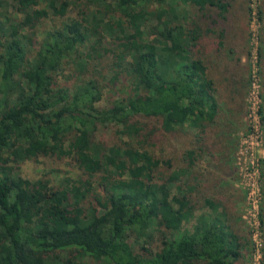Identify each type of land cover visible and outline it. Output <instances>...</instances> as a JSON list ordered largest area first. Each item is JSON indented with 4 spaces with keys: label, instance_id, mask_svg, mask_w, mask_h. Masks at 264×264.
I'll return each mask as SVG.
<instances>
[{
    "label": "trees",
    "instance_id": "trees-1",
    "mask_svg": "<svg viewBox=\"0 0 264 264\" xmlns=\"http://www.w3.org/2000/svg\"><path fill=\"white\" fill-rule=\"evenodd\" d=\"M230 7L0 0V264H226L235 234L224 193L209 191L201 173L216 89L194 50L200 13L224 16ZM50 19L60 24L42 31ZM70 64L74 83L61 86ZM151 121L165 132L187 127L191 145L161 158ZM112 124L122 127L120 143L107 147L95 135ZM66 157L76 177L21 176L26 162ZM208 208L222 210L211 219L201 214Z\"/></svg>",
    "mask_w": 264,
    "mask_h": 264
},
{
    "label": "crops",
    "instance_id": "crops-1",
    "mask_svg": "<svg viewBox=\"0 0 264 264\" xmlns=\"http://www.w3.org/2000/svg\"><path fill=\"white\" fill-rule=\"evenodd\" d=\"M194 16L190 18L191 21L196 19ZM248 18L246 2L242 9L238 0H231V7L224 16H220L214 9L202 11L199 16L202 37L198 48L194 50L199 52L207 76L214 81L216 89L218 114L216 124L210 125L207 134L202 135V146L206 138L207 149L206 153L202 152L201 173L206 175L203 185H207V189L213 186L209 191H217L219 198L224 193L222 197L228 212V225L235 234L229 239L226 264H250L252 257L251 241L242 218L245 198L234 179V156L239 134L247 128V95L250 85ZM210 111L208 107L207 112ZM178 131L189 133L187 127L184 130L176 128ZM213 143L217 145L215 148ZM219 212L215 214L218 216ZM201 214L211 219L215 217L209 208L203 209Z\"/></svg>",
    "mask_w": 264,
    "mask_h": 264
},
{
    "label": "rangeland",
    "instance_id": "rangeland-1",
    "mask_svg": "<svg viewBox=\"0 0 264 264\" xmlns=\"http://www.w3.org/2000/svg\"><path fill=\"white\" fill-rule=\"evenodd\" d=\"M240 3V7L243 9V3L246 2V6L248 9V28H249V36H250V57H249V64H250V85L249 91L247 95V110H246V121H247V128H248V113H249V95L251 91L252 81L255 74L259 77L260 82V100H261V121H262V131H263V142L260 146L257 155L262 159L261 160V188L263 190L264 195V188H263V173H264V0H238ZM245 7V6H244ZM71 17V16H70ZM60 24L59 20H48L42 31L48 29L51 25ZM71 65H66L61 74L59 75V84L61 86H68L72 87L74 83V79L72 80L71 75ZM106 66V64L104 65ZM70 76V78H69ZM120 91V90H119ZM114 92L106 91L104 101L101 103L102 106L106 105L110 102L111 94ZM121 93V92H120ZM118 97V94L115 98ZM147 122V121H146ZM148 126L151 128H157L158 131L155 135L154 142L157 144L153 150L157 152V154L165 159V160H175L177 157L181 156L182 152L189 148L193 139L192 134L186 131H178L174 129L172 132H165L161 127H159V123L157 121H151L147 123ZM246 130L240 132L239 134V143L237 146V150L234 156V179L237 182V188L241 191L245 198V205L243 210V221L246 225L248 230L249 238L251 241V248H252V257L251 263L255 264L256 262V252L255 246L253 241V234L250 226L248 225L247 221L245 220L246 215V208H247V196L245 191L243 190L242 186H240V175L239 170L236 164L237 161V153L239 149V145L242 139V133L247 131ZM122 127H118L114 124L108 125L105 127H100L99 130L96 132L95 139L96 141L101 142L103 145L107 147H111L115 144L120 143V131ZM190 132V131H189ZM21 176L25 179L30 181H36L41 178L45 173H50V177L55 181L59 182L65 177H76L79 174V170L77 168L76 162L71 157H66L63 161L52 160L48 158H41L39 162H26L21 166ZM264 201V199H263ZM263 212H264V202L262 203ZM261 252H262V259L261 263L264 264V226L262 225L261 228ZM157 237V236H156ZM158 239V238H157ZM159 245L158 242L155 243V246ZM82 264H101L96 262L95 260L86 258Z\"/></svg>",
    "mask_w": 264,
    "mask_h": 264
},
{
    "label": "built area",
    "instance_id": "built-area-1",
    "mask_svg": "<svg viewBox=\"0 0 264 264\" xmlns=\"http://www.w3.org/2000/svg\"><path fill=\"white\" fill-rule=\"evenodd\" d=\"M260 82L257 74L254 75L249 95V113L247 131L241 134L242 139L237 153V167L240 175V186L247 196L245 220L250 226L256 252L255 264H262L261 252V213L264 199L261 188V158L257 151L263 142Z\"/></svg>",
    "mask_w": 264,
    "mask_h": 264
}]
</instances>
